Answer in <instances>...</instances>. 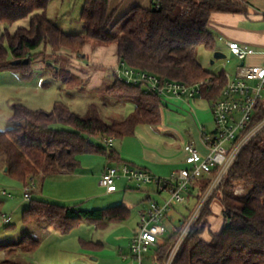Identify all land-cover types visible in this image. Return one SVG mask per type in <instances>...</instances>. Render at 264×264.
Segmentation results:
<instances>
[{
  "label": "trees",
  "instance_id": "1",
  "mask_svg": "<svg viewBox=\"0 0 264 264\" xmlns=\"http://www.w3.org/2000/svg\"><path fill=\"white\" fill-rule=\"evenodd\" d=\"M52 1L0 0V71L14 67L12 61L28 59V65L17 67L22 68L23 77L29 79L33 75L31 65L34 62L43 59L46 64L62 48L80 53L88 44L115 45L119 62L164 80L194 84L212 78L214 84L219 83L214 96L226 83L224 72L207 71L198 59V48L217 49V39L209 29L213 14H241L248 9L245 0H151L149 8H133L115 21L110 12L111 0H84L80 20L85 33L66 34L49 18L48 8ZM23 21H28V25L16 26ZM48 50H51L50 57ZM55 66L54 62L47 64L59 76L69 75ZM70 79L69 76L65 83ZM107 93L118 102L128 99L135 105L134 110L122 121H106L96 104L84 114L73 112L63 102H56L51 112L14 104L7 129L0 131L4 172L32 188L37 178L78 171L82 155L103 156L111 163L121 162L114 147L104 145L103 141L133 136L141 125H161L164 102L139 86H129L118 80H114ZM259 114L260 118L264 117V112ZM56 123L68 128H56ZM263 133L245 147L220 189L206 203L172 264H264ZM211 182L212 176L201 181L196 192L191 193L198 206ZM237 188L244 191L242 196L235 195ZM215 206L223 212V225L219 231L212 232ZM130 217L131 209L124 204L77 212L67 206L32 199L23 210L25 224L46 223L61 235L70 234L82 222L104 229ZM189 219L183 218L177 227L178 233L170 234L157 245L155 259L158 264H167L183 225ZM89 244L102 248L100 243L81 241L83 248ZM40 246L39 240L25 236L17 243L0 245V251L11 255L18 251L32 254ZM0 264L21 263L5 260Z\"/></svg>",
  "mask_w": 264,
  "mask_h": 264
},
{
  "label": "rangeland",
  "instance_id": "2",
  "mask_svg": "<svg viewBox=\"0 0 264 264\" xmlns=\"http://www.w3.org/2000/svg\"><path fill=\"white\" fill-rule=\"evenodd\" d=\"M70 3V0H54L50 6L49 18L66 33H85L80 20L82 4L80 7L78 3L75 9V5ZM218 44L227 55L226 59L215 60L214 53L205 50L203 46L198 48V59L207 71L214 74L225 72L234 77L239 62L229 49L222 47L221 43L217 41ZM95 47L93 46L90 51L86 52L84 47L80 53L62 48L53 59L54 61L49 59L45 64L43 59L37 60L31 65L33 75L29 79L23 77V69L17 66L0 71V131L7 129L8 120L13 113V105L16 103L33 110L43 109L51 112L56 102H63L77 114L86 113L92 104H96L104 120H124L134 110L135 105L126 98L121 102L110 98L107 90L114 84V79L109 77L112 68L106 64L95 63L94 59L100 58L95 55ZM108 49H112V46H109ZM48 53L47 56L50 57L51 50H48ZM213 60L215 64H212ZM51 62H54L56 68L65 70L69 75L67 77H65L66 75L59 76L52 67H47V64ZM257 62L256 58L249 57L247 59V65ZM69 76L71 77L70 81L67 80L65 83V79ZM167 103L173 104L170 101ZM194 107L196 111L208 108L206 105L197 104H194ZM162 112L163 121L161 125L140 126L136 137L113 140V147L123 158L126 160H130L129 158L144 160L147 153L163 156L166 152L180 150L190 141L191 138L187 132L189 127L185 122H182L181 116L178 113H173L170 118L171 113L166 107L162 109ZM55 127L68 128L61 123H56ZM212 128L214 129L213 118L212 124L206 126V130L210 133ZM92 140L99 142V139L96 138ZM79 159L81 160V167L76 172L83 177L77 183H75L76 178L68 180V182L75 183L70 185L73 190L68 191L69 194L65 196L66 199L63 201H56L59 202L58 204L63 206L71 204L77 212L103 209L120 204L130 206L131 203L125 200L121 189L108 194L104 188L99 186V179L107 165L105 157L82 155ZM3 166L0 158V245L17 243L27 236L39 240L41 246L32 254L18 251L11 255L2 250L0 251V262L11 260L21 264H98L95 260L100 256L109 255L114 251L118 254L121 249H128V243L136 228V207H132V217L125 222L114 223L104 229L97 228L96 224L82 222L68 235L58 234L46 223L25 224L23 222V209L27 208L30 202L23 203L24 187L20 188L18 184H13L16 180L4 172ZM39 179L35 181L34 185L31 184L33 199L37 201L44 200L40 192L42 191V182ZM120 182L117 184L119 188L125 183L124 181L122 184ZM53 185L54 188L52 184L47 185L46 191H63L58 187V184ZM9 194L13 196V199L9 198ZM221 194L220 192L218 196ZM243 194L244 191L241 188L235 190L236 196ZM168 197L169 195L165 194L163 199ZM152 200L161 202L162 198L159 199L153 195ZM197 208L198 204L194 197H190L186 206L175 205L165 221L166 237L173 232L175 227L180 225L183 218L192 217ZM4 215L11 217L10 225L3 222ZM222 225L223 212L220 207L215 206L214 217L211 220V231H219ZM80 239L97 245H99L98 242L104 243L107 253L101 254L102 251L98 247L93 248L94 245L90 246V244L89 247L82 248Z\"/></svg>",
  "mask_w": 264,
  "mask_h": 264
},
{
  "label": "built area",
  "instance_id": "3",
  "mask_svg": "<svg viewBox=\"0 0 264 264\" xmlns=\"http://www.w3.org/2000/svg\"><path fill=\"white\" fill-rule=\"evenodd\" d=\"M227 46L239 64L234 77L224 72L226 83L215 96L213 92L219 87V83L214 84L212 78L187 84L164 80L121 62L113 68L112 75L115 80L129 86H139L145 93L155 94L166 103L181 101L191 106L192 102L205 93L213 95L210 96L209 106L214 129L210 133L202 129L200 134L206 154L194 144H186L183 152L187 167L164 179L155 177L146 169L127 164L107 166L100 177L99 186L108 194L117 192L118 181L124 179L129 186L133 185L137 189L154 184L158 193L169 195L161 202L151 201L148 208L140 213L138 231L130 243L131 253L140 264L151 247L164 241L167 234L165 221L174 206L188 205L191 193L200 187L201 181L212 176V182L202 202L183 225L167 262L172 264L204 206L220 189L245 147L264 132V117L260 118L259 114L264 112V50L238 42H228ZM249 57L256 58L258 62L247 65ZM113 140H105L103 144L111 147ZM24 200H32L30 187L24 186ZM3 222L10 225L11 217L4 215ZM176 233L178 228L175 227L171 234Z\"/></svg>",
  "mask_w": 264,
  "mask_h": 264
},
{
  "label": "crops",
  "instance_id": "4",
  "mask_svg": "<svg viewBox=\"0 0 264 264\" xmlns=\"http://www.w3.org/2000/svg\"><path fill=\"white\" fill-rule=\"evenodd\" d=\"M70 1L72 5L73 4L75 5L74 7L75 9L78 6V3L81 7V4L83 6V2H84V0H70ZM53 2L54 0L49 5L48 15H50V6L53 4ZM245 3L248 8L245 13H241V14L216 13V14H213L209 22V29L215 35L217 41L221 43V46L226 49H228V46H227L228 42H238L242 44H247L259 50H264V0H245ZM150 6H151V0H111L110 12L114 15L115 21H117L123 18L124 16H126L133 8L141 7V8L147 9ZM81 11H82V7L80 10V13ZM23 22L25 23L23 24L22 22L18 23L17 27L28 25V21H23ZM80 33H83V32H80ZM66 34H73V33H66ZM93 46L94 45L92 44H88L87 46H85V49H84L85 52L90 51L91 48H93ZM111 46H112V49H108L109 46H96L94 48V50L96 51L95 53L96 57H100V58L94 59L95 63L99 62L101 64L109 65L111 66L112 69L118 64L119 60L116 54V46L115 45H111ZM216 51H222L219 44L217 45V49L215 51H209V52L215 53ZM111 70L110 72L112 73ZM110 74H109V77L114 79L113 75L112 74L110 75ZM209 101H210V96L208 93H205L204 95H202V97L197 98L194 102H192L191 106L188 103L181 102V101H170V102H173V104L171 105L170 103L164 102V105H163V108L166 107L168 109V112L171 113L169 116L170 118L172 117L173 113H178L181 116L182 122H185L187 126L189 127L187 132L191 138L190 141L186 144H189V143L194 144L196 147H198V149L203 154H206L207 150L203 146L201 139H200L201 130L203 128L205 131L208 132V130H206V126H209L210 123L212 124V112H211V109L208 110L210 108ZM193 103L200 105V106L206 105L208 106V108L201 109L202 111H196ZM162 115H163V112H162ZM141 126H144V125H141ZM139 127L140 126L137 127L135 134L133 136H130L127 138L136 137ZM125 139H122V140H125ZM115 140L116 139H114V141ZM118 154L121 158V162L111 163L108 160V158L105 157L107 160L106 167L111 166V165L120 166L122 164H127L131 167L146 169L149 172H151L152 175H154L157 178H161V179L168 178L175 171L187 167L183 148H181L180 150L174 151V152H170V151L166 152L165 154H163V156L147 153L146 158L144 160H141V159L136 160L133 158H129L130 160H126L120 155L119 152ZM106 167L104 168L103 172L105 171ZM82 177L83 176L81 174H78L77 172H74V173L61 172L47 179L37 178L42 182V191L40 192L44 199L43 201L52 203V204L59 203L56 201H63V199H66L65 196L69 194L68 191H70L71 189L73 190V187H70V185H72L74 182L73 183L70 181L68 182V180L76 178L77 181H75V183H77L78 180L82 179ZM120 181L118 182H120L121 184L123 183L122 181H124L125 183H123L120 188L118 186V191L119 189H121L124 193L125 200L131 203L130 206L125 205L131 209V217L133 214L132 207H136V213H137V217H136L137 220H136V225H135L136 228L134 229L131 239L128 243L127 250L121 249L118 254L114 251V252L109 253V255L106 254V255L100 256V258H97L95 260L98 262V264H140L139 261H137L132 255L131 249H130V243L135 233L138 231L140 213L143 210L148 208L149 203L151 201H154L152 200L153 195H156L159 199L162 198V201H163V197L165 196V193L160 194L157 192V187L154 184L146 185L142 187L141 189H137L133 185L129 186V184L124 179H121ZM14 182L15 183L13 184H18L20 188L24 187L22 183L18 181H14ZM49 184H52L53 188H54L53 184H58V187L62 189L63 191L61 190L60 191H46L47 185ZM143 188H145V190H142ZM137 191H140V192H137ZM8 196L10 199H13L12 195L9 194ZM32 199H33V195H32ZM24 202L26 203L27 201L24 200V195H23V203ZM64 203H68V202H64ZM65 206L70 207V208L73 207L71 204L65 205ZM103 209H106V208H103ZM80 240L82 241L83 239H80ZM98 243L102 245V248L99 249L102 251L101 254L107 253L105 251L106 250L105 244L102 242H98ZM156 248H157V245L151 247L149 251L144 254L141 264H158L155 259Z\"/></svg>",
  "mask_w": 264,
  "mask_h": 264
},
{
  "label": "water",
  "instance_id": "5",
  "mask_svg": "<svg viewBox=\"0 0 264 264\" xmlns=\"http://www.w3.org/2000/svg\"><path fill=\"white\" fill-rule=\"evenodd\" d=\"M226 58H227V55L224 52H222V51H216L214 53V59L215 60H222V59H226ZM28 64H29V60L28 59H26L24 61H22V60H16V61H12L11 62V65L12 66H20V65H28ZM212 64H215V61L214 60L212 61ZM7 170L8 169H6V171Z\"/></svg>",
  "mask_w": 264,
  "mask_h": 264
}]
</instances>
